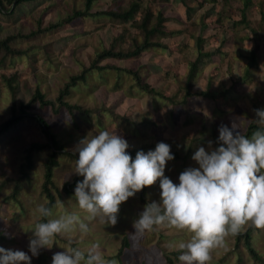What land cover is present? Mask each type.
I'll use <instances>...</instances> for the list:
<instances>
[{"label":"rangeland","instance_id":"rangeland-1","mask_svg":"<svg viewBox=\"0 0 264 264\" xmlns=\"http://www.w3.org/2000/svg\"><path fill=\"white\" fill-rule=\"evenodd\" d=\"M132 1L94 0L92 11L96 14L15 39L13 44L25 48L26 52L0 62V125L12 115L9 79L15 87L18 104L28 102L37 87L47 98L55 100L70 75L79 72L83 65H89L98 51L111 43L116 49L131 48L130 22H116L100 12L118 10ZM253 1L245 7L244 0H188L186 5L182 0H144L143 3L151 4L154 11L164 9L170 17L166 22L169 29L180 26L187 29L185 35L163 38L172 45H178L177 41L185 42L184 51L149 47L136 57H107L100 61V64L138 70L151 85L180 99L185 92L188 62L198 55L197 44L194 45L190 34L202 33L203 37L206 35L203 50H209L212 56L204 57L194 88H210L216 94L220 93L216 97L201 95L190 104L173 106L168 99L143 90L131 73L105 68L91 70L87 81L74 86L67 96L70 102L98 108V112L70 114L65 108L43 109L37 101L33 103L29 113L43 116L50 123L51 134L64 146L58 155L60 164L54 170L56 204L49 219L76 214L89 226L86 234L77 227L71 233L57 236L51 249H41L39 255L44 256V263L40 262L39 255L32 256L29 241L33 238L31 230L35 224L42 222L36 208L46 202L41 186L43 162L50 149L35 152L29 177L19 182L17 178L25 148L32 141H47L48 136L40 122L29 114L0 134V231L7 236V240L0 241V247L24 251L31 257V264H52L54 253L67 247L86 254L93 243L100 244L106 261L114 260L116 264H170L166 255L177 250L180 242L190 240L192 234L166 224L155 226L150 232L136 233L133 221L139 218L146 205L141 200L143 190L121 204L115 226L85 219L87 213L79 208L74 197L77 182L83 180L75 174L77 146L84 138L91 139L101 131L116 132L128 142L126 151L132 153L134 160L138 151L147 153L155 150L157 143H167L174 159L167 163L165 176L178 184L182 171L199 167L191 158L198 148L209 150V141L213 142V149L219 146L212 136L214 129L219 133L220 125L231 127L235 123L243 133L250 121L257 119L254 110L264 109V22L260 11H264V0ZM3 2L11 8H0V37L28 33L38 27L41 17L42 27H47L84 5V0H24L16 6L9 0ZM213 3L215 7L211 8ZM189 5L196 8L197 19H200L198 14L204 13L205 27L192 20L195 12L189 13ZM223 8L231 15H224L218 23L217 15ZM242 16L247 22L235 26V20ZM224 37L226 42L218 52L217 47ZM253 46L257 47L256 63L248 67ZM111 111L125 118H116ZM204 127L198 140L192 141L197 131ZM67 182L76 183L71 192L64 189ZM145 191L149 203L160 201L159 181L146 187ZM249 227L245 226L242 231ZM125 237L130 244L125 248L121 262L115 255ZM236 242V235L228 236L224 247L212 251L210 264H261L255 262L241 241L238 247ZM253 244L264 255V229L253 231ZM174 264L183 262L175 261Z\"/></svg>","mask_w":264,"mask_h":264},{"label":"clouds","instance_id":"clouds-1","mask_svg":"<svg viewBox=\"0 0 264 264\" xmlns=\"http://www.w3.org/2000/svg\"><path fill=\"white\" fill-rule=\"evenodd\" d=\"M256 121L262 127L248 137L237 124L220 125L216 148H198L191 157L199 167H189L179 175V183L165 176V168L174 159L169 144L159 142L155 150L138 151L135 159L126 151L128 142L116 132H99L77 146L75 174L82 176L74 197L88 221L115 226L122 203L145 187L159 181L160 201L145 205L133 221L136 233L167 225L187 230L191 238L176 247L183 264H210L212 251L224 247L228 236L238 235L245 226L264 229V109H256ZM41 218L53 216L43 204L36 208ZM83 234L89 226L76 214H65L38 222L29 241L32 256L51 249L56 237L76 229ZM0 264H31L21 250L0 247ZM52 264H116L106 261L100 244L93 243L87 253L73 247L54 253Z\"/></svg>","mask_w":264,"mask_h":264},{"label":"trees","instance_id":"trees-1","mask_svg":"<svg viewBox=\"0 0 264 264\" xmlns=\"http://www.w3.org/2000/svg\"><path fill=\"white\" fill-rule=\"evenodd\" d=\"M24 0H9V2H15V6ZM183 3L186 5L188 0H182ZM144 0H133L128 6H122L118 10H107L102 11L100 13H106L110 16L111 20L121 23H128L131 24L132 29V44L133 46L129 49H116L114 44L111 43L109 46L101 49L96 53L94 59L91 61L89 65H83V68L68 78V80L64 83V85L59 89L58 95L56 99L47 98L46 94L37 87L36 90L33 92L30 100L28 102H20L19 104L16 102V90L12 84L11 79H9V88L12 93V102H11V117L6 120L3 124L0 125V134L8 131L13 126H15L25 114H29L31 118L40 122L41 126L43 127L44 132L48 136L47 141H32L29 145L25 148V154L23 156V160L19 165V176L17 178V182L22 179L29 177L30 170L34 166V156L35 152L50 149L49 153L47 154L43 166H44V173H43V182H42V192L46 197V202L44 203L45 206L53 208L56 204V194L55 191L57 190V185L54 180V170L60 164L59 161V153L61 149L64 148L63 144H60L54 134H51L50 131V123L41 115L38 114H31L29 110L33 107L34 102H38L41 108L47 109L48 107L59 109L65 108L70 112V114H74L76 111L84 112V113H91V112H98V108L85 106L83 104L72 103L67 99V96L72 92L74 86L79 84L80 82H86L87 76L89 72L93 69L96 70H104L105 68H116L119 70H125L132 75H134L136 79V83L146 92L153 94V95H160L163 98L168 99L173 106L176 104L186 105L190 104L192 100L201 95L205 96H212L216 97L218 94L211 91L210 88L207 89H196L194 88L195 79L198 76L201 70V63L204 57H211L212 53L208 50H203L205 37L199 36L197 38L196 44L198 47V55L190 59L188 62V70L185 75L186 85H185V92L180 97V99H176L175 97L166 95L162 90L157 89L154 85H151L148 81L145 80L143 75L138 70H132L129 68H123L118 65L113 64H100L104 58L107 57H114V58H131L139 56L145 49L149 47L154 48H163L167 49V43L163 42V38L172 37L175 33H177L174 29H169L166 25V22L170 20V17L166 15L164 9H159L154 11L152 9L151 4H144ZM94 0H84V5L81 8L74 9L71 14L68 16L50 23L47 27H42V17L38 20V27L36 29H32L28 33H10L5 35L4 37H0V62L4 63L5 60L10 56L21 55L26 52V49L13 44V41L20 36H31L36 35L43 30L58 27L60 25L69 24L74 19L79 17H85L88 15L96 14V12L92 11ZM252 3V0H244V6L248 7ZM202 4V3H201ZM0 8L10 9L11 7H7L3 0H0ZM189 13L195 12L196 8L187 6ZM261 11V20L264 22V11ZM224 15H231L227 9L223 8L218 12L217 15V22L220 23ZM205 15L202 14L201 19L204 20ZM247 20L244 16L240 19L235 20L234 24L237 26L240 23H246ZM226 38L224 37L217 47V51L221 49V47L225 44ZM256 53L257 47L253 46L250 54V61L248 63L249 66H254L256 63ZM111 114L114 115L116 118H125L124 115H118L111 111ZM262 126L259 125L256 119L251 120L248 124L246 130L243 132L246 136L250 137L252 132L256 131L257 129L261 128ZM205 127L201 130L197 131L195 137H193L192 141H197L199 135L204 132ZM212 136L214 140L217 142L219 133L217 130H213ZM67 154L73 155L70 151H65ZM128 154L133 158L132 153L128 152ZM76 183L67 182L64 185V189L67 192H71V188L75 186ZM71 186V187H70ZM146 187L143 189V194L141 195V200L148 204L149 202L145 198V191ZM14 191V195H15ZM42 222H46L48 218H41ZM255 227L250 226L246 231H241L238 235H236V247H238L239 242L243 243V246L247 248L251 257L255 260V262L264 264V255L261 254L253 244V231ZM7 240V236L3 231H0V241ZM129 239L125 237L122 241V245L119 247L115 257L119 261L123 262V255L125 253V248L129 246ZM180 250L172 251V253H168L166 256L169 259L170 264H174L175 261H179L178 257L181 255ZM40 262L44 263V256L40 253L39 255ZM241 258H239L240 263Z\"/></svg>","mask_w":264,"mask_h":264},{"label":"crops","instance_id":"crops-1","mask_svg":"<svg viewBox=\"0 0 264 264\" xmlns=\"http://www.w3.org/2000/svg\"><path fill=\"white\" fill-rule=\"evenodd\" d=\"M252 2H254L253 0H252ZM191 5V4H190ZM189 5V6H190ZM251 5V4H250ZM191 7H193V6H191ZM215 7V4L213 3L212 4V7L211 8H214ZM211 9H208L207 11H210ZM197 12H195V14H193L192 15V20L193 21H195L196 23V25H198V23L199 24H202V25H204V27L206 26L205 24V19L204 20H202L201 19V16H202V14L200 15V14H198L199 15V18L200 19H197L196 18V14ZM204 14V13H203ZM181 18V20H183V18L182 17H180ZM190 18V19H191ZM174 30H176L177 31V33H175L174 35H172V36H176V35H185L186 33H187V29L184 27V26H180V27H177L176 29H174ZM191 35V37H193L194 38V45H196V41H197V38L199 37V36H204L202 33H198V34H190ZM167 38H171V37H167ZM205 38H206V35H205ZM163 42H165L166 43V41H165V39H163L162 40ZM180 41H177V44L178 45H172V44H170V43H167V45H168V48L167 49H172V48H174V49H178L179 51L181 50V51H184V49H183V47H184V45H186V43L185 42H181V43H179ZM172 45V46H171ZM197 46V45H196ZM195 58V57H194ZM193 59V58H192Z\"/></svg>","mask_w":264,"mask_h":264}]
</instances>
